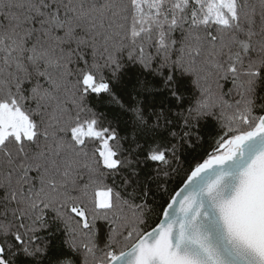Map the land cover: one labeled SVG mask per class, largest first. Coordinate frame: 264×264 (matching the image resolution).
Listing matches in <instances>:
<instances>
[{
    "label": "snow or ice",
    "instance_id": "6c2138e0",
    "mask_svg": "<svg viewBox=\"0 0 264 264\" xmlns=\"http://www.w3.org/2000/svg\"><path fill=\"white\" fill-rule=\"evenodd\" d=\"M0 264H264V0H0Z\"/></svg>",
    "mask_w": 264,
    "mask_h": 264
}]
</instances>
